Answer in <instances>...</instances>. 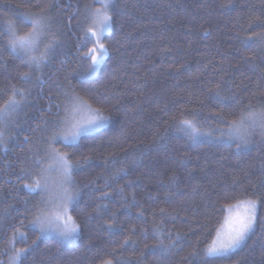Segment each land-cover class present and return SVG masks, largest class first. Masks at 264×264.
I'll list each match as a JSON object with an SVG mask.
<instances>
[{"label":"trees","instance_id":"obj_1","mask_svg":"<svg viewBox=\"0 0 264 264\" xmlns=\"http://www.w3.org/2000/svg\"><path fill=\"white\" fill-rule=\"evenodd\" d=\"M39 2L0 0V31ZM99 3L54 0L60 47L43 69L0 49V106L13 88L25 94L0 142V264L13 249H26L23 264H206L236 199L258 201V223L227 264H264V133L255 129L237 152L219 121L264 107V0H113L106 58L89 75ZM73 97L103 109L108 125L53 145L79 162L69 211L79 234L68 244L33 227L44 204L25 185L41 175L46 140L64 127ZM181 120L202 135L186 134ZM156 226L175 241L166 252L155 247Z\"/></svg>","mask_w":264,"mask_h":264},{"label":"snow or ice","instance_id":"obj_2","mask_svg":"<svg viewBox=\"0 0 264 264\" xmlns=\"http://www.w3.org/2000/svg\"><path fill=\"white\" fill-rule=\"evenodd\" d=\"M54 6V0H42V2L31 6L36 11H19L15 14L18 19L3 21V31H0V36L5 39L0 40V49L19 59L29 69H42L56 49L60 47L57 33L52 31L50 14ZM16 7L19 9L20 5L17 4ZM112 7L113 0H101V7L90 13L92 26L88 31L92 37H95V47L90 49L88 55L90 64L87 74L89 75L99 68L106 55L107 49L101 37L104 32L111 29ZM22 78L28 80L30 75L25 73ZM216 95L219 97V92ZM24 99V92L13 88L6 102L0 106V142L4 139L5 127L10 117L19 109ZM220 99L223 100L222 97ZM72 101L74 105H78L74 111L87 109L88 119L74 125L70 136L66 134V129L53 125L52 135L46 140L49 146L48 159L55 163L62 177L61 195L55 211H51L49 208L52 201L46 199L48 184L44 173L48 170L41 168V175L32 184L25 185L30 194H39L40 202L44 204V209L32 221L33 227L39 229L40 236L56 233L63 241H74L79 234V225L68 211V206L79 195L73 180L79 162L73 163L68 153H61L53 145L58 138H62L65 144H76L81 135L104 127L108 121L103 109L92 108L91 105L80 101L79 97H73ZM65 110L67 111V108ZM219 121L226 124L225 130L220 132V138L235 142L237 152H239L247 146L255 129L258 128L264 133V107L257 110L249 106L247 110L240 111L238 116L227 121L223 115H220ZM64 124H67V118H65ZM180 124L183 126L181 130L192 138L202 135L201 129L195 121L181 120ZM37 164L39 166L40 162L37 161ZM258 207V201L254 199H236L234 204L228 205V208L233 211L228 230L226 232L216 230L215 238L203 253L206 264H227L237 250L247 245V241L255 234L258 223ZM153 234L156 240L155 247L161 252L170 250L175 243L171 233L167 236L169 243H165L163 230L159 226L153 228ZM176 239H179V236ZM25 252L26 249H13V253L9 257V264H23L22 258ZM209 257L215 259L208 261Z\"/></svg>","mask_w":264,"mask_h":264},{"label":"rangeland","instance_id":"obj_3","mask_svg":"<svg viewBox=\"0 0 264 264\" xmlns=\"http://www.w3.org/2000/svg\"><path fill=\"white\" fill-rule=\"evenodd\" d=\"M97 1L100 2L99 5H101V0H97ZM107 32H109V31H106V32L103 33V35L101 37V40L103 39V36ZM90 35H91V33H90ZM93 42H94V45L90 49H92V48L95 47V37H93ZM90 49H89V51H90ZM105 58H106V55H105L103 61L105 60ZM103 61L101 62V64L103 63ZM101 64H100V66H101ZM100 66H99V68H100ZM99 68L95 71V73H97V71L99 70ZM42 69H43V67H42ZM75 107H78V105H74V104L71 105L72 112L67 115V124H64V127H63L64 129H66V134H68L69 136L71 135V130H72V127L74 125L86 121L88 119V117H89V113H88V111H87L86 108L83 109V110H80V111H74V108ZM107 125H108V121H107V123H106V125L104 127L100 128V129H97V130H93V131L88 132V133H86L84 135H81L78 138L77 142L79 141V139L81 137L95 134V133L101 131L102 129H104L105 127H107ZM41 168L48 170V171H46L44 173L45 179L47 180V184H48V191L46 193V199L52 201V204L49 206V208H50L51 211H55L56 204L58 203L59 197L61 195L62 177L60 175V172H59L57 166L55 165V163L53 161H51V160L48 159V156L46 157L45 162H44V164L42 165ZM37 178H38V176L34 177L33 178V181L35 179H37ZM70 205L68 206V211H70ZM69 214H70V212H69ZM232 215H233V211H231L230 209H228L226 218H225L222 226L219 229L221 232H226L228 230L229 221H230V218H231ZM46 237H56V238L60 239L59 236L56 233H51L49 235H46ZM75 240L74 241H63L62 240V241L65 242V243H68V244H72V243L75 242Z\"/></svg>","mask_w":264,"mask_h":264}]
</instances>
